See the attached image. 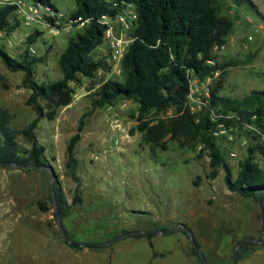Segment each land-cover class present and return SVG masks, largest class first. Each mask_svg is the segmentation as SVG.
Wrapping results in <instances>:
<instances>
[{
	"label": "rangeland",
	"instance_id": "obj_1",
	"mask_svg": "<svg viewBox=\"0 0 264 264\" xmlns=\"http://www.w3.org/2000/svg\"><path fill=\"white\" fill-rule=\"evenodd\" d=\"M51 1L68 16L76 7L75 0ZM222 8V14L231 18L234 24L225 45L215 47L213 52L217 62L231 65L225 72H215L208 85L209 96L204 95L206 102L219 80H222L219 94L231 98L264 89V0H247L239 5L227 1ZM83 29L53 35L47 26L28 27L20 23L11 33L0 32V47L16 58L25 51L41 58L35 67L37 80L55 81L62 77L58 63L60 54L67 47L70 36ZM36 31L41 34L28 44V36ZM250 35L253 39H249ZM8 37L14 46L6 44ZM31 47L36 49L35 53L31 52ZM94 56L107 62V54L99 47ZM106 69L97 72L94 81L81 77L80 82L72 83L75 88L72 103L58 108L53 120L42 119L37 128V135L46 147L45 156L55 168L63 191L72 203L76 183L66 173V146L77 131L80 118L85 112H91L76 154L79 192L84 201L80 209L83 211L71 204L62 218L68 237L79 244L115 238L114 234L99 231L109 223L108 220L115 224L114 230L120 227L129 230L171 229L185 223L199 241L208 264H232L238 241L246 236L256 240L263 238L259 200L232 191L222 167L218 175L212 177L210 157L207 152L200 153V145L181 147L177 141L168 140L169 148L163 151L144 143L136 129V103L125 99L116 101L118 108L125 104L117 110L120 127L113 125L115 114L107 112L105 106L92 109L95 90L107 78L111 79ZM0 73L6 76L9 84V88H4L0 83V106L11 111L15 128H23L35 117L32 107L26 104L31 91L22 85L24 73L9 70L1 58ZM226 127L228 134L219 136V143L226 150V159L235 179L248 145L264 144L252 130ZM229 135H232L231 139ZM244 141H247V147L241 146ZM232 150L237 153L234 157L230 155ZM257 158L264 170V153L258 151ZM50 189L51 172L47 169L24 171L0 165V264H42L43 255L52 245L68 244L55 216ZM39 200L45 201L47 211L40 209ZM91 208L98 218L104 216V220L100 219L98 228L82 229ZM77 226L80 228L74 230ZM186 237L180 227L172 233L155 235L153 250L164 254L157 256L152 264H203L193 252L190 239L187 237V245L183 242ZM132 238L111 243L108 248H116ZM253 243L248 245V251L237 264L264 262V243ZM145 248L149 257L152 249L149 245ZM86 262L84 259L82 264Z\"/></svg>",
	"mask_w": 264,
	"mask_h": 264
},
{
	"label": "trees",
	"instance_id": "obj_2",
	"mask_svg": "<svg viewBox=\"0 0 264 264\" xmlns=\"http://www.w3.org/2000/svg\"><path fill=\"white\" fill-rule=\"evenodd\" d=\"M58 11L51 0H34ZM76 7L71 18H81L88 22L82 31L70 36L67 47L60 54L58 63L62 77L55 81L40 82L36 78V64L41 58L25 51L19 58L0 47V58L11 71L24 73L22 85L30 89L26 104L35 112L34 119L23 128L12 124L13 114L0 106V162L17 164H50L45 156V146L41 143L37 128L42 119L53 120L60 107L68 106L74 100L75 88L72 83L86 77L94 81L99 69H106V60L94 56V51L103 43L105 25L103 16L114 17L122 5L132 3L137 12L135 25L131 30L134 40L123 59L121 79H108L95 90L92 109L106 107L118 99L130 100L137 105L138 123L136 129L142 140L152 149L169 148L168 140H175L181 147L196 148L207 152L210 157L211 176L216 177L222 167L225 181L232 191L245 197H255L262 190L264 202V170L257 158L258 151L264 153V146L249 144L247 155L241 162V170L234 179L226 150L219 143L216 132L225 123L242 131L245 125L256 124L264 127V89L252 90L243 97H227L219 94L222 80L217 82L211 92L210 100L196 114L190 112L188 98L190 77L204 79L221 70L225 72L230 63H219L213 50L222 47L233 28V20L222 14L223 4L233 1L242 4L247 0H75ZM14 6L0 9V32H13L21 23L14 13ZM40 31L31 33L28 44L35 41ZM107 70V69H106ZM0 83L9 88L5 75L0 73ZM172 111L170 115L160 113ZM90 110L79 120L77 131L66 146V173L76 183V194L72 205H81L83 198L79 192L77 144L86 125ZM24 171L38 168L19 167ZM49 196L55 205L51 189ZM55 197L61 218L67 215L71 204L63 191L59 178L55 185ZM38 205L47 211L44 200ZM55 216L57 210L55 205ZM261 212L259 213V217ZM168 230V227H162ZM181 230L187 235V231ZM134 237L152 238L151 233H137ZM189 238V236L187 235ZM190 239V238H189ZM200 245L199 241L195 237ZM67 241V240H66ZM75 248L84 246L101 247L96 243L84 244L68 242ZM192 243V242H191ZM251 241L239 247L238 260L244 257ZM193 252L203 263L196 247ZM156 254V253H155ZM204 264V263H203Z\"/></svg>",
	"mask_w": 264,
	"mask_h": 264
},
{
	"label": "built area",
	"instance_id": "obj_3",
	"mask_svg": "<svg viewBox=\"0 0 264 264\" xmlns=\"http://www.w3.org/2000/svg\"><path fill=\"white\" fill-rule=\"evenodd\" d=\"M14 6V13L17 15L21 23H24L28 27H38L40 25L47 26L53 35H58L62 31L71 32L75 29L84 28L88 22L81 18H71L62 11L52 10L50 6L45 5L42 2L34 0H0V9L6 6ZM137 19V12L132 3H126L122 5L117 14L114 17L103 16L101 23L104 24L105 33L103 43L99 46V49L107 54V65L109 66L106 70V74L111 78L117 79L123 76V59L128 52L130 45L134 38L131 35V30L135 25ZM114 20L116 22H114ZM249 39H253L250 35ZM6 44L14 46L11 37H8ZM31 52L35 53L34 47L30 48ZM99 73L105 72L104 69H99ZM214 76H208L204 79L191 76L190 77V94L188 98V104L190 112L193 114L198 113L203 106L207 103L204 99V95L209 96L208 85L213 80ZM109 78H107L108 80ZM128 101V100H126ZM116 102L106 106V110L109 113H114L113 125L120 127V118L117 110L122 108L125 104L119 105V108L115 105ZM136 123H138V110L136 111ZM172 111L167 113H160L159 116L170 115ZM244 128L252 130L258 135L262 144H264V127H258L256 124L245 125ZM228 134L225 123L219 125V130L216 135L222 136ZM232 138V135H229ZM119 143V140H116ZM247 141L241 143L242 147H247ZM235 151H230L232 157L236 156Z\"/></svg>",
	"mask_w": 264,
	"mask_h": 264
},
{
	"label": "crops",
	"instance_id": "obj_4",
	"mask_svg": "<svg viewBox=\"0 0 264 264\" xmlns=\"http://www.w3.org/2000/svg\"><path fill=\"white\" fill-rule=\"evenodd\" d=\"M83 202L81 205H75V206H79V208H76L77 210L80 209L81 206H83L84 204ZM69 203L72 204L70 201ZM99 216L100 218H98V214L94 212V208H91L90 217L89 218L86 217V219L83 221L84 224H82L81 226L82 229L100 227L101 224L100 219L104 220L103 218L104 216L102 215ZM107 222H106L107 224L104 227L100 228L99 231H103V232L107 231V233H111L112 235L114 234L113 236L116 237L122 234L123 232L129 230V229H125V227H120L121 229L118 228L114 230L115 224H113V222L110 223V220H108ZM79 228L80 227L77 226V228H75L74 230H78ZM155 229H160V228H155ZM97 235H101V234H97ZM102 236H107V235H102ZM154 236L150 239L147 237L136 238L134 236H131L133 237L132 240L130 241L127 240L128 242H123L120 246H117L116 248L111 247L110 249L108 248L109 247L108 245L110 244L106 246H101L99 248L89 247V246L75 248L68 244H64V245L54 244L52 245V247L49 248V251L45 252V254L43 255L42 264H82L84 259L85 261H87L86 264H152L153 260L157 256L164 254L163 252H159V251L157 252L156 250H153ZM105 240L108 241L110 239H105ZM183 242L185 243V245H187L188 238L186 237V240H183ZM146 245H149V247L152 249L150 251L149 257L147 254V249L145 248ZM262 264H264V262Z\"/></svg>",
	"mask_w": 264,
	"mask_h": 264
},
{
	"label": "water",
	"instance_id": "obj_5",
	"mask_svg": "<svg viewBox=\"0 0 264 264\" xmlns=\"http://www.w3.org/2000/svg\"><path fill=\"white\" fill-rule=\"evenodd\" d=\"M0 165L13 166V167H17V168H19V167H33V168H39V169H47V170H49L51 172V193L53 195V198H54V201H55V205H56L57 218H58L60 227H61L63 233L65 234L66 238H67V241L71 243L72 241L68 237V235L66 233V230H65V228H64V226L62 224V218H61V215L59 213V208H58L56 197H55V185H56V181L58 179V174L56 173V170L53 167V165L51 163L47 164V165H42V164H30V163L29 164H17V163H11V162H7V163L0 162ZM261 193H262V190H259L257 192V197H258V200H259V202L261 204L260 223H261V230L263 232V238H261L260 240H256V239H254L251 236H246L243 239H241L240 241H238L236 243V245H235V248H234L232 264H237L238 263L239 247H240V245L243 242H245V241H253V242H259L260 244L264 243V204H263V201H262V198H261ZM179 227L183 228V229H185L187 231V235L189 236L190 241L192 242V244L196 247L199 255L201 256V258L203 260V263L204 264H208L206 256H205V254L203 253V251L201 249V245H199L198 242L196 241L195 235H194L192 229L188 225H186L185 223H180L176 227L168 229V230H163V229L129 230V231L123 232L122 234H120V235L116 236L115 238H112V239H110L108 241H103V242H99V243H96V244L100 245V246H106L108 244L117 242V241L122 240L124 238L131 237V236H133V235H135L137 233H145V234L151 233V234H154V235L168 234V233H172V232L176 231Z\"/></svg>",
	"mask_w": 264,
	"mask_h": 264
}]
</instances>
